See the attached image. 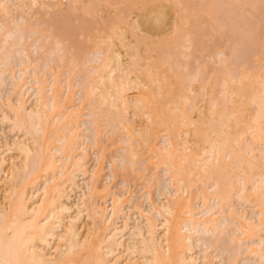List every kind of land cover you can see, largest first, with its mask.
Masks as SVG:
<instances>
[{
  "label": "bare ground",
  "instance_id": "6f19581e",
  "mask_svg": "<svg viewBox=\"0 0 264 264\" xmlns=\"http://www.w3.org/2000/svg\"><path fill=\"white\" fill-rule=\"evenodd\" d=\"M223 1L0 0V264H264V0Z\"/></svg>",
  "mask_w": 264,
  "mask_h": 264
},
{
  "label": "rangeland",
  "instance_id": "374dc122",
  "mask_svg": "<svg viewBox=\"0 0 264 264\" xmlns=\"http://www.w3.org/2000/svg\"><path fill=\"white\" fill-rule=\"evenodd\" d=\"M225 3H226V4H225ZM197 4H198V3H195V6H198ZM218 4H220V5H218ZM222 4H223V5H222ZM217 5H218V8L220 9V12H222V13H221V14H222V17H224L225 15H227V12H228V10H229V6H230V4H228L227 2H224V1L222 2V0H220V2L217 3ZM217 5H216V6H217ZM224 6H225V7H224ZM220 7H222V8H220ZM58 8H59V7H58ZM225 8H226V9H225ZM246 8H247V9H246ZM224 9H225V12H226V13L224 12ZM242 9H243V11H242V10L240 11V12H241V15H242V14H245V16L248 15V17H249L250 14H251V16H252V12H251L252 10H251L249 7H245V8H242ZM244 9H245V10H244ZM222 10H223V11H222ZM239 10H240V9H239ZM246 11H247V12H246ZM240 12H239V14H240ZM223 13H224L225 15H224ZM246 13H248V14H246ZM187 15H189V14H187ZM188 19H189V26H190V25H192V23H193V22H192L193 20H191V19H193V18H192V17H190V18L188 17ZM202 19L206 20L205 17L202 18ZM86 21H87V22H86V26H87V25H88V26L90 25V28H95V27H98L99 25H100V27H102V24H98V23H97L96 21H94V20H90V22L96 23V24H98V26H97L96 24H89V23H88L89 20H86ZM75 22L77 23V21H74V24H75ZM179 22H180L179 24L182 25L181 23H182L183 21H179ZM206 25H207V27L205 28ZM92 26H94V27H92ZM182 26H184L183 28L188 29V26H187V25H184V24H183ZM205 26H204V28H203V31H204V32L200 31V33H203V34L200 35V38H202V39H205L206 37H210L209 35H206V34H207V33H206L207 31H205V29L208 30V29H207V28H208V24L205 23ZM89 30H90V29H88V31H89ZM91 30H92V29H91ZM254 30H255V29H253V31H252L253 34L251 33L249 36H252V35H253V37H255L254 34H256V32L254 33ZM93 31H94V30H93ZM204 33H205V34H204ZM205 35H206V36H205ZM77 36H78V37H77ZM79 36H80V37H79ZM76 37H77L78 39H79V38H80V39H83V38H84L83 35L81 36V35H78V34L76 35ZM214 38H215V40H216V47L218 46L217 44H220V45H221V44L223 43L221 46L224 45V42H223V41L220 40V42H219V39L217 38V36L214 37ZM220 45H219V46H220ZM218 88H219V87H218ZM89 164H90V162H89ZM119 177H121V176H117L116 178H119ZM128 178H129V179L131 178L130 180H132V177H128ZM130 182L133 183V186H134V185L137 186V185H138L137 182H139V181L134 182V181L132 180V181H130ZM136 184H137V185H136ZM131 185H132V184H131ZM133 186H132V188L135 187V186H134V187H133ZM135 188H136V187H135Z\"/></svg>",
  "mask_w": 264,
  "mask_h": 264
}]
</instances>
